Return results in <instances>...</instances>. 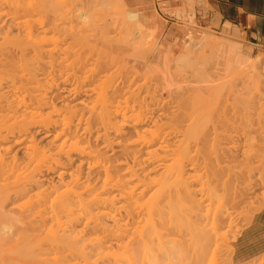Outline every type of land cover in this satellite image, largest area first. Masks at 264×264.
<instances>
[{
    "label": "bare ground",
    "instance_id": "1",
    "mask_svg": "<svg viewBox=\"0 0 264 264\" xmlns=\"http://www.w3.org/2000/svg\"><path fill=\"white\" fill-rule=\"evenodd\" d=\"M1 1L3 0H0V238L2 235L15 233L13 224L19 223L32 234L48 232L53 237L55 235V242L59 246L73 251L75 249L78 251L76 257L81 259L92 252H96L98 258L102 257L98 251L112 245L106 240L109 236L108 240L111 239L115 245L124 248L126 253L130 252L131 247L138 264L146 263L145 259L153 251L160 252L161 258L156 257V263L154 257L150 264H158L160 260L161 264H203L207 260L205 263L208 264L207 256L212 249L213 255L222 248L223 252L228 250L225 248L227 243L224 244V240L227 241L228 238L223 235L222 229H228L224 234L230 235L229 229L234 231L233 222L234 227H237L236 221H240V217L246 213V228L235 229V234L232 233L228 250L229 261L226 258L228 251L225 255L221 251L222 256L217 258L218 263H222L221 260L225 257L224 262L228 264H247V261H252L253 258L250 259L248 252L256 234V225L260 226L257 224L260 219L257 222L255 220L258 219L256 212L260 209L255 212L248 207L254 205L253 202L258 197L257 190L264 184V132L261 126L264 61L259 59L248 63L244 58L247 52L236 43L232 45L230 42H218L219 38L216 42L205 40L206 48L213 53L210 55H214L212 65L215 62V70L225 75L221 81L226 78L231 80L232 88L223 90L219 85L207 86L208 90L201 94L196 90L199 87L194 89L196 92L193 89L194 92H191L193 87L190 85V90L181 86L176 91L174 89L173 93L168 92L173 105L175 104L169 106L172 103L170 95L167 96L170 101H166V97L165 100L163 97L160 100L154 94L157 98L154 99L152 94V97L147 98L136 92L137 90H131L127 77H121L126 74L124 72L123 75L119 73L123 79L117 77L119 82L112 77L114 71L109 77L111 74L107 72H111L112 68L114 70V67L110 68V63L105 61L106 57L108 59L107 53L105 57V52L102 53L105 58L102 59L109 66L103 63L101 57L95 59L99 56L98 52L95 57L93 54L96 53L92 54L91 51L88 52L89 55H83L84 59H89L88 56H91L90 60L93 57L95 59L94 62L84 60L90 65L94 63L90 70L93 69L92 66L97 69L96 60L102 61H98L100 68L97 72L92 70L94 73L88 74L91 72L88 71L89 66L86 68L84 61L81 64L78 62L79 57L84 54L82 43L75 41L81 47L73 48L75 42L72 47L69 46L70 42L67 48L72 51L63 49L66 51L64 52L61 43L56 41L58 38L53 36L56 39L54 40L51 36V32L52 35L55 33L53 30L49 33L52 42L47 41L51 40L47 39L46 34L50 31L49 23L53 17L48 16L49 11L45 14L47 7L50 9V0H42V3H39L40 0H28L30 4L27 2V6L21 4L26 0H12L13 3L8 2L10 0ZM55 5L50 9L51 14L58 7ZM44 7L45 13L42 9ZM56 10L58 13L62 12L58 8ZM39 13L43 17L47 16L44 20L42 18V27L38 26L42 23L38 21ZM62 13L59 15L65 19V13L64 16ZM32 16L37 19L32 23L31 18L30 26L28 19ZM2 17H6L7 21H2ZM82 17L84 21L88 20V17ZM126 18L139 29L142 28L138 13L128 11ZM46 19L50 22H45ZM53 19L56 25L54 28H57L56 19L60 22L61 18ZM77 19L78 16L74 21ZM76 23H79L78 20ZM34 24L38 28H33ZM45 25L49 31H45ZM14 32L15 35H12ZM85 44L90 48L94 47L87 42ZM103 47L98 46L99 49ZM90 48L87 47V51ZM67 50L73 53L70 55ZM63 52L70 55L69 60L77 56L71 62L68 60L74 69L64 60V64L68 66L67 71L72 70V73H65L66 75L62 70L63 60L60 59ZM159 53L156 48L152 56ZM118 62L122 63L119 60ZM211 66L210 69L214 67ZM63 68L67 69L65 66ZM124 68L123 66V71ZM126 72L128 76L131 71ZM107 75L111 78L108 79L109 82ZM159 80L157 84L162 82ZM255 80L263 84L262 88H256L255 101L258 104L262 102L257 109L254 105L243 102L241 89L238 88L240 83H244L243 86L253 85ZM182 82L178 80V83ZM185 82L183 83L187 84L189 81ZM242 85L240 86L243 87ZM175 98H179V104ZM203 116L207 119V127H204L206 130L203 128L204 133L202 132L204 141L202 135L201 139L199 137L202 133L193 135ZM191 131V135L197 136L200 142L197 139L194 142L189 140ZM203 149L206 156H200V153H204ZM202 169L206 175L207 196L203 198L202 194L197 198L193 178L199 179V175L193 173ZM155 198L157 200L154 202ZM23 199H26L23 205L14 207L15 210L12 208L14 212L11 209L6 211L9 204ZM237 212L240 214H236ZM235 216L239 217L238 220ZM191 218H197L201 224L206 221L198 225ZM135 225L141 229L137 231L138 234L135 233L137 236L131 239L132 242L124 241L129 238L130 228ZM89 231L99 234L100 237L91 239V245L96 241V247L91 246V251L87 248L89 251L86 253V246L77 249L75 247L77 240L84 238ZM239 231L242 233L239 234ZM193 232L198 237L197 240L192 235ZM182 233L192 235L191 243L199 246V251L194 249L195 255L194 251L192 256L188 254V248L184 250ZM88 240L85 242L89 243ZM55 242L50 243L55 245ZM83 260L87 261L88 257ZM75 263L79 264L77 261ZM110 263L120 262L113 260L107 264Z\"/></svg>",
    "mask_w": 264,
    "mask_h": 264
},
{
    "label": "rangeland",
    "instance_id": "2",
    "mask_svg": "<svg viewBox=\"0 0 264 264\" xmlns=\"http://www.w3.org/2000/svg\"><path fill=\"white\" fill-rule=\"evenodd\" d=\"M4 1H8V0H3L1 2H4ZM11 1L12 0H10L8 2H11ZM21 1H20V3H21ZM31 1H34V0H31ZM50 1L53 3V5H55V4L58 5V7H56V9L58 8L59 10H61L62 12L65 13V19H63L59 15L62 12L58 13V11L56 9L55 10L52 9V10H54L56 12L53 11L52 14L50 13V9L54 8L51 2H50V4H51L52 7L50 6V9H48L49 7H47V10H46V7H44L45 9L42 8L44 13H45V10H46L45 14H48V11H49V14H50V15L48 14L49 17L53 16L54 19L60 17L62 19V20L60 19V22H58V19H56L57 20L56 23L58 24L57 28H54V25H55L54 22L55 21L54 22L52 21L53 17L51 19V22L49 21L50 23L48 22L47 19L45 20V22H48L50 24V27H49L50 29L46 28V27H48V26H46L47 24L45 25V31H49L50 30L49 32H47L48 34H46L47 35V39H51L49 33L53 30V33L55 32L57 36L55 35V33H54V35H52V32H51V36L52 37L54 36L56 39L58 38V40H56L53 37L54 40L58 41L57 43H59V44L61 43L62 51H64L63 49H65V50L68 49L67 47H69L70 45H71L70 47H72V43H74L75 41L78 42V43H82V45H83L82 50L84 51V54H82L83 52L81 53V52L78 51L79 53L82 54L81 55L82 57L80 56L82 61H80V57H79L80 54L78 53L79 54L78 55V57H79V59H78L79 61L78 62L79 63L80 62L83 63L84 60H86V61L90 60L91 56H88L89 59H86V58L84 59L85 55L89 51H91L92 54L96 53V54H93L94 57H95V55H97V52L99 53L98 54L99 56L98 57L96 56L95 59H98L99 57H101V59H102V57H103L102 53L105 52L104 53V57H105V55L108 54L107 55L108 59L106 57L105 61H108V64L110 63V68H111V66L114 67V70H112L113 69L112 68L111 72H109L110 70L107 72V73L111 74L110 76L107 75V80L111 79V78H108V76L111 77L112 74H113V71H114V74L116 72V75L113 74V76H112V77H114V80H116V79L118 80L117 77H119L121 80H123L122 78L124 76H125L124 79L127 77V82H129V84L132 87L131 90H135V91L137 90L136 92L142 93V96H146L147 98H149V96L152 97V94H153L154 99L157 97L158 99L160 98V100H161L162 97H163V99L166 97V101L170 98L171 102H172L171 95L168 92H172L173 93L174 91H176L177 88H180L181 86H182L181 88H186L187 87L188 89L193 87V88H191V92H194V91L196 92V90L197 91L199 90L198 92L199 93L201 92V94L202 93L204 94L208 90V88L210 86H215V85L216 86L219 85V87L221 89H223V90L232 88V84L233 83L231 82V80L226 78L224 81L223 80L221 81V79L223 77H225V75H221V73H219V72H217L215 70V68L217 67L215 65V62H213L214 65H212L211 61H213L214 55H210V54H213V53H210V49L206 48L207 46H206V44H204L205 40H208V41L212 40V41L216 42L218 40V38H219L218 42H223V41L230 42L232 45H234L236 43V45L238 44V46L243 47L244 50L247 52L246 55L244 54V58H245L246 61H248V63H250L251 61L259 60V59L264 61V49L252 45L246 39L244 33L240 32V31H238L236 29L232 30V28L230 26H228L227 24L224 25V26H221L219 24L208 23V15L206 14L205 11L202 10L204 4L201 3L200 0H188L187 5H185L183 8H180L179 10L161 8L160 7V3L162 2V0H155L154 1L155 2L154 3V7L152 6L147 11L131 9L128 6H126V4L123 2V0H54L55 3L52 0H50ZM27 2H28V0L24 1L21 4H24L25 6H27L28 3L30 4V2H28V3ZM35 2H36V0H35ZM11 3H13V2H11ZM39 3H42V0H40ZM37 5H38V3H36V6ZM31 6L34 7V4L32 2H31ZM204 6H206V8H208L207 5H204ZM43 11H41V13H43ZM128 11L139 12V13L142 14V16L145 17L146 21H144V22L142 21L141 22V24H142V28L141 29H139L134 22H130V21L127 20L126 13ZM41 13H39L40 16L37 15V17H38L39 23H41V22L42 23L38 24V22L36 21V23L38 24V26L40 25V27H42L43 20L45 19V16H46V15H44V17H43V15H41ZM64 13H62L63 16H64ZM82 15H83V17H86V18L88 17L87 18L88 20L84 21L83 19H81ZM34 16H36V15H34ZM34 16L30 17L29 18L30 20L28 19V21L30 22V26L34 22V20L37 19V18H33ZM71 16H72V19H71ZM77 16H78L77 20H78L79 23L82 20L80 24L76 23L77 20H76V22L74 21L77 18ZM31 18H33L32 19V23H31ZM39 18H41V20L43 18V20L40 21ZM48 19H50V18H48ZM1 20L2 21H7L6 17L5 18L2 17ZM64 21L66 23H64ZM29 22H28V24H29ZM52 23H53V25H52ZM37 24H34L35 27H33V28H36ZM38 26H37V28H38ZM113 26H115V28ZM51 27H52V29H51ZM55 27H56V25H55ZM43 29H44V26H43ZM47 29H49V30H47ZM78 30H79V32L77 33ZM114 30H115V32H114ZM12 35H15V32H14V34L12 33ZM46 35L44 37L45 39H46ZM105 38H106V41H105ZM20 39H23V36H20ZM78 39H80V40H78ZM110 40H112V42H110ZM47 41H51L52 42V39L51 40H47ZM60 41H62V42H60ZM113 41H117V43L113 42ZM70 42H71V44H69ZM76 42L74 43V47L73 48L81 47V45L78 46L79 44L76 43ZM85 42H87L89 44H92L91 46H94V47H92L93 50L97 48L96 51L95 50L93 51L92 48H90V46L85 44ZM104 42H106V45H105ZM62 44H64L63 47H62ZM68 44H69V46H67ZM75 44L77 45V47H76ZM95 44H97V46ZM107 44H109V45H107ZM64 46L66 48H64ZM98 46L99 47H101V46L103 47L104 46V47L99 49ZM87 47L90 48V50L87 51ZM84 48H86V50ZM115 48H117L118 50H116ZM156 48L159 50L160 53L155 55V56H152V52ZM102 49L103 50L105 49V50L103 51ZM189 49H191V51ZM68 50L72 51L71 48H69ZM68 50H67V52L70 53V51H68ZM64 52H66V51H64ZM64 52L60 54V59L63 60V63H62L63 67L65 66V68H67L69 66V64H70L69 61L70 62L72 61L71 59L73 57L70 58V60H69V57L74 52V49H73V52L70 53V55L68 53L65 54ZM117 52L119 53L118 54L119 56L118 55L116 56ZM89 53H88V55H89ZM114 53H115V55H113ZM63 54L64 55H68V57L64 56ZM92 54H90V55H92ZM83 55H84V57H83ZM209 55H210V57H209ZM76 57L77 56H75L73 58V60L76 59ZM94 57H93V59H94ZM104 57H103V59H105ZM113 57H114V60H113ZM169 57H171V58H169ZM207 57H208V59H207ZM93 59L91 58L92 62L95 61V59L94 60ZM64 60H66L65 61L66 63L69 60L68 63H67L68 66L65 65L66 63L64 62ZM91 60H90V62H91ZM118 60L122 61V63L118 62ZM98 61H100V59ZM98 61L96 60V62H95V66L97 67V69H94L95 68L94 66H92L93 69L91 68L92 70H94L96 72H97V70H99L98 68H100V66H99L100 63L98 64ZM168 61H170V62H168ZM100 62H102V61H100ZM113 62H117V63H113ZM164 62H166V63H164ZM84 63H85V61H84ZM88 63H89V61H88ZM103 63L105 64L107 62H104V60H103ZM111 63H112V65H111ZM85 64H86V68L89 66L88 67V71H89L91 65H93L94 63H91V65H90V63L87 64V62H86ZM85 64H84V66H85ZM108 64L107 65L105 64V65L109 66ZM114 64L115 65L117 64L116 67H115ZM122 64H125V65H123L125 67L124 68L125 71H123ZM133 66L135 67L136 70L134 69ZM210 66H211V68L213 66L214 67L212 69H210ZM63 67H62V70L64 72V75H66L67 73H69V74L72 73V70L71 71L69 70L70 72H68L67 71L68 68L65 70ZM70 67H71V69H74L73 65H71ZM128 67H130L129 70L127 69ZM117 68H119V70H117ZM92 70H90L91 72H88L87 70H85V72L87 71L88 74L94 73V71L92 72ZM115 70H117L118 72L115 71ZM65 71H67V72H65ZM126 71H128V72L131 71L130 74H132V75L129 74L127 76V72ZM123 72H124V74L125 73L126 74L123 75ZM167 72H168V74H167ZM119 73H121L120 75H123V76H121L122 78L119 76ZM137 75H139V77ZM159 76H160V78H159ZM182 77L184 78V80H183ZM130 78H132V79H130ZM162 79H164V80H162ZM117 80H116V82H119ZM158 80H159V82H161V81L162 82L157 84ZM178 80H179V82L183 81L184 83H186L185 82V80H186V81H189L190 83L188 82L187 84H184L182 82L180 84V83H178ZM108 82H109V80H108ZM192 82H193V84L191 85ZM194 83H196V85ZM242 84H244V83H240V85H242ZM240 85H239L238 88L241 89L240 95H241V98H242L243 102L248 103L250 106L254 105V107L257 109V107L259 105H261L262 102H260L258 104L257 101H255V94L257 92L256 88H257V86H259V88H262L263 84L259 83L258 80H255L253 85L252 84L251 85H244V86L242 85L243 87H241ZM207 86H209V87H207ZM196 87H199V88L196 89ZM148 89H150V90H148ZM192 89L193 90L196 89V90L193 91ZM204 90H206V91H204ZM146 92H148V93H146ZM154 94H155L156 97L154 96ZM168 95H170L169 98H167ZM256 98H257V96H256ZM175 100H176V98H175ZM177 100H179V98H177ZM177 100H176V102H177ZM168 101H170V100H168ZM177 104H179V102H177ZM170 105L174 106L175 104L173 105V102H172L171 104H169V106ZM261 111H262L261 126H262L263 132H264V107L262 108ZM204 117L205 116H203V120L201 118V121H199L200 123H198V125H197L198 127L196 126V128L199 131L197 130L198 132L195 131V133L193 131V135H199V134H196V133H199V132L200 133H202V132L204 133L203 128L205 127V125L207 127V119H206V117L204 119ZM194 128H195V126H194ZM194 128H192V130ZM196 128H195V130H196ZM191 133H192V131L190 132V134L188 136L190 141L194 142L197 139L196 141L200 142L201 141L200 140L201 139V137H200L201 135H202V137H203L202 139L204 141L203 133L199 135V137H200L199 140H198L197 136H192ZM192 137L193 138L197 137V138L193 139ZM205 152L206 151L204 150V153H203L204 155L200 153V156H206L207 153L205 154ZM203 171H205V170L202 169V170H199L197 173H193L194 175H199V179H197L196 177L193 178L194 179V185H195L193 188L198 193L197 194V198H198V196L200 198V196L202 194L204 195V196L202 195L203 198H206V196H207L206 195V193H207L206 190L207 189H205V187H207L206 184H205L206 183V180H205L206 179V177H205L206 175H204L205 173ZM257 191H258L257 193L260 195L259 196L257 194V196L259 197V198L258 197L256 198L257 202L254 200L257 205L253 202L254 205L249 206L248 208L249 209H250V207L253 208V210L252 209H250V210L251 211H255V212L258 209H260V210H258L259 211L258 213L256 212V214H257L256 217H258V219H255L256 222L260 219L259 220V223H260V221L263 219L262 217L264 216V184H263V187L259 188ZM156 195H158V193ZM158 196H155V197L158 199ZM156 198H155V200L153 199L154 202L157 200ZM25 201H26V199L25 200L23 199V201H17L16 203L9 204V208H7L6 211L8 209L12 210V208L15 210V208H17L18 206L23 205ZM259 203H261V204H259ZM245 206H247V205H245ZM214 208H215V206H214ZM245 209H247V207H245ZM212 210H213V208H212ZM243 211H245V210H243ZM201 213H203V212H201ZM241 213H244V212L241 211ZM236 214H240V213L237 212ZM190 215H192V214H190ZM198 217H200V216H198ZM241 217H243V218H241ZM241 217H240L239 220L241 221L243 219L241 221L243 224L240 221H236V219L238 220L239 217L235 216V218H236L235 221L238 223L237 227L238 226L239 227L238 228L236 226L234 227L235 222H233L234 224L232 225V227H233L232 229L234 231H235V229L236 230L237 229L242 230L241 229L242 227L246 228L245 227L246 225H244V218L246 217V213L243 216H241ZM191 219L197 221V223L193 222L194 224L195 223L198 224L200 222L199 220H196L197 218L196 219L195 218H191ZM193 220H191V221H193ZM203 220H201V221H203ZM204 221H206V220H204ZM204 221H203V223H204ZM259 223H257V224L260 225ZM81 224L82 223H80V226H81ZM199 224H201V223H199ZM13 225L15 226L14 227V230H16L15 233L13 232V233L8 234V235H2L3 237L2 236L1 237L3 239L0 238V264H57L58 262H59L58 264H64V263H66V264H70V263L71 264H76L75 263L76 261L79 264H84V263L92 264V262H93V264L94 263H96V264H107L109 262H112L113 260H116L118 263L120 262L119 264H138V259L136 260V257L133 254V251H132L131 247H129L130 252L126 253L124 248L115 245L111 241V239L108 240L109 236H107L106 240L110 241V244H112V245H109L106 249L104 248L105 250L102 249L101 251H98V253H100V256L102 254V257L98 258L99 255L96 252H92L93 254L91 253V255L87 254V257H88L89 261L88 260L86 261V260H83L84 258L87 259L86 256L84 258L82 257L83 259H81V257H79V256L76 257L78 251H76L75 249H74V251L76 253L73 250H70V249L68 250L66 247H65L66 248L65 249L64 247H61V245L59 246V244H57L55 242V237H56L55 235L53 237L52 234H50L48 232L47 233L46 232H43V233L41 232L40 234H36V233L32 234V233L28 232L24 228V226L19 224V223H16V224H13ZM53 226L54 225H52V227ZM198 227H200V226H198ZM204 227H205V225H204ZM15 228H17V229H15ZM140 228H142V226ZM256 228H257L258 231L255 229L256 234L254 235L253 244L251 246V250L248 252V254L251 256L250 259H252V258L253 259H252V261L251 260L247 261V264H262V261H263V264H264V224L261 225L260 229H259V227L257 225H256ZM108 229H110V228H108ZM186 229H189V228H186ZM224 229L225 230L222 229L221 232H223V235H225L226 238H228V239L225 238L227 241L224 240V242H225L224 244L226 245V243H227L226 247L224 246V244L222 246H224L226 249L229 250V248H230L229 247V243L232 241V236L235 233H234V231L229 229L231 231L230 235H229V233L228 234L227 233L224 234V231L227 232V230H228L226 228H224ZM53 230H54V228H53ZM140 230L141 229H139V227L137 225H135V227L133 226L132 228H130L129 238H125L124 241L132 242L131 239H134L137 236L136 234H138L137 231H140ZM189 230L193 231V229H189ZM134 231H136V232H134ZM186 231L189 232L188 230H186ZM89 232L85 233L84 238L82 237V238L77 240V242H76L77 246L75 247L76 249H77V247L80 248V247L86 246V247H84L85 248L84 250H85L86 253H88L89 250L90 251L92 250L93 245L96 247V244H95L96 241L92 245H91L90 242H93L92 241L93 239H95L97 237H100V236L97 233L94 234L91 231H89ZM187 232H185V233H187ZM221 232L219 231V234ZM232 233H233V235H232ZM241 233L242 232L239 231V234H241ZM193 234H194V236L196 235L195 232H193L192 235ZM192 235H190L189 233H188V236L185 235V234L182 235V237H184V238H182L183 242L185 243L184 244V250H186L188 248L190 252L187 251V250H186V252L188 254H190L191 256H192V252L194 251V249L195 250L197 249L199 251V248H198L199 246L194 245V243H191ZM190 236H191V240H190ZM195 237H196L195 240H197L198 237L197 236H195ZM89 238H90V241L88 240ZM1 239H2V241H1ZM86 239L89 241L90 244L88 242H85ZM175 239H176V237H175ZM188 239L190 241H188ZM193 239H194V237H193ZM50 242H55V245H54V243H50ZM218 242L222 243V241H219V240H218ZM50 244H52V245L50 246ZM198 244H199V242H198ZM189 245H191V247ZM38 246H41V247H38ZM91 246H92V248H91ZM46 249H48V250H46ZM222 249H221V251L223 252ZM197 250H196V252H197ZM212 250H211V253L209 252V254L207 256L208 257V264H222L226 258H228L227 261H229L230 252L228 250H225L223 252V254H222V255H225V253L228 251L227 254H226V258L223 256L225 259L223 257H222L223 260H221L222 258L220 259L222 261V263L221 262L218 263L219 262L218 258L222 256L221 253H220L221 251H219L220 254L215 251L214 255H213L212 254L213 253ZM218 250H220V249H218ZM47 251H49V252H47ZM153 252H150L148 254L147 259H145V261L146 260L147 261H146V263L144 262V264H150L149 262H151V261L153 262V260L154 261L156 260L155 262L157 263L158 259L161 258V257H159L161 255L160 252H157V251H155L154 253ZM193 253L195 255V251ZM62 254H64V255H62ZM215 254H217V255H215ZM93 255H95L96 257L93 256ZM97 255H98V257H97ZM209 255H210V257H209ZM63 256H66V257H63ZM217 256H218V258H217ZM89 257H91V258H89ZM207 257H205V258L207 259ZM63 258H64V260H63ZM67 258H68V260H67ZM61 259H62V261L64 263L61 261ZM96 259H97V262H95ZM68 261H70V262H68ZM204 261L207 262V260H204ZM259 261H260V263H259ZM82 262H84V263H82ZM88 262H90V263H88ZM160 262H161V260H160ZM160 262H158V264H161ZM223 264H228V262H224Z\"/></svg>",
    "mask_w": 264,
    "mask_h": 264
},
{
    "label": "crops",
    "instance_id": "3",
    "mask_svg": "<svg viewBox=\"0 0 264 264\" xmlns=\"http://www.w3.org/2000/svg\"><path fill=\"white\" fill-rule=\"evenodd\" d=\"M155 0H123L131 9L147 11L154 7ZM188 0H162L160 7L179 10L187 5ZM202 10L208 15V23L228 25L245 34L254 46L264 49V0H200ZM159 5V4H158ZM134 12V11H132ZM141 21H146L141 13ZM260 222L264 224V216Z\"/></svg>",
    "mask_w": 264,
    "mask_h": 264
}]
</instances>
